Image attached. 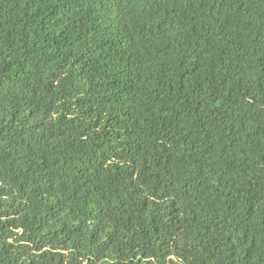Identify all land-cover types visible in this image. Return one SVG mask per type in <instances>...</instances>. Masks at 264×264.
I'll use <instances>...</instances> for the list:
<instances>
[{"label":"trees","instance_id":"16d2710c","mask_svg":"<svg viewBox=\"0 0 264 264\" xmlns=\"http://www.w3.org/2000/svg\"><path fill=\"white\" fill-rule=\"evenodd\" d=\"M0 264H264V0H0Z\"/></svg>","mask_w":264,"mask_h":264}]
</instances>
